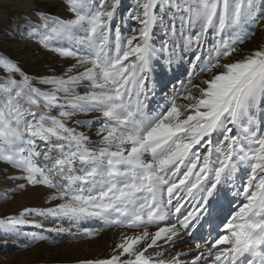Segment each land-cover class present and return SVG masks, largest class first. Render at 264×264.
<instances>
[{"label":"snow or ice","instance_id":"obj_1","mask_svg":"<svg viewBox=\"0 0 264 264\" xmlns=\"http://www.w3.org/2000/svg\"><path fill=\"white\" fill-rule=\"evenodd\" d=\"M67 3L71 19L38 13L43 23L35 33L45 47L71 42L52 49L75 59L67 73L43 78L47 87H39L15 61L0 57V161L21 173L18 190L44 185L58 189L49 198L62 202L25 208L0 225H24L25 215L35 213L70 222L115 216L117 224L144 229L122 234L108 259L78 264H186L181 257L188 255L190 264H264V45L238 50L254 25L264 31V0L259 9L255 0H136L131 19L139 28L127 38L119 25L113 29L121 0ZM157 27L164 33L159 47ZM177 48L194 55L187 80L148 109L156 65L170 71ZM200 74L207 76L193 83ZM89 112L100 114L95 141L78 131L95 122L77 118ZM237 174L241 182L229 189ZM205 217L209 231L194 236ZM149 225L157 230L150 233ZM49 231L78 235L71 228ZM182 233L196 241L194 248L168 260L161 252L146 255L185 242Z\"/></svg>","mask_w":264,"mask_h":264},{"label":"rangeland","instance_id":"obj_2","mask_svg":"<svg viewBox=\"0 0 264 264\" xmlns=\"http://www.w3.org/2000/svg\"><path fill=\"white\" fill-rule=\"evenodd\" d=\"M257 9L262 4V0H255ZM136 7V0H121V5L118 7L113 21V29L119 25L121 36L124 38L134 34L133 30L139 28L138 22L131 19L132 9ZM45 13L52 17L60 19H71L72 13L68 10L67 0H0V57L11 58L19 67L35 82L36 86L47 87L40 84L41 79L49 76H60L67 73L68 69L75 64V59L69 56L60 55L53 51V48L62 46L71 47V42H61L57 44L53 42L48 47L43 46L38 41L36 31L42 26L43 21L38 13ZM261 25H254L251 31L254 32L242 45H238L240 53L247 54L264 45V31L260 30ZM164 38V33L160 27L154 30L153 40L159 47L161 40ZM211 47V44H206L205 48ZM21 52L19 57H16L12 51L18 50ZM239 55H234L233 60L239 59ZM194 59L193 52H182L177 48V55L171 66V70H160V65H156L155 76V95L150 91L148 99L145 103L148 109H156L157 104L163 105L166 98L171 95L173 85L177 88L180 86V81H186L188 70L190 69L189 61ZM35 64L33 67L27 65ZM32 68V69H30ZM83 71V69H79ZM75 74V73H73ZM5 73L0 68V78H3ZM207 74L197 75L193 83H199L201 79L206 78ZM37 78V79H36ZM19 79V77H17ZM152 88V85L149 84ZM78 94H83L82 88L77 89ZM55 114V113H54ZM260 110H257V118H259ZM98 112H89L87 114H79L78 119L95 121L87 126H79L78 131H82L90 136L92 141L97 139V130L102 126ZM102 119V118H101ZM69 126H75L69 124ZM21 175L19 170L11 167L4 161H0V219L6 220L8 217H19L20 213L25 208H48L55 207L57 203L62 201H54L49 197L52 196L58 189L50 188L44 185L27 186L23 190H18L16 185L23 183L18 179ZM16 177V179H13ZM240 174L234 177L233 181L229 182L227 187L232 188V184H239ZM219 208L217 213H219ZM216 214H214L215 217ZM29 223L15 227L5 228L0 225V264H78L84 259H108L114 254L115 246L120 243L122 234L127 231L130 236L134 231L142 232L143 228H128L127 222L115 223V216L107 220L101 218H88L76 222H70L66 218H57L52 216H40L37 214L25 215L24 217ZM171 219V220H170ZM208 217H205L199 227L198 235L206 234L209 231V224L206 223ZM168 220L175 222V214L173 213ZM219 219H214L213 223L218 224ZM165 226V223H161ZM160 224V226H161ZM203 225V227H201ZM55 227L71 228L72 232L78 235L69 237L67 233L57 235L49 230ZM84 229H89L93 232L91 236L79 235ZM156 225L147 226L149 232H155ZM195 229H192V232ZM38 232L48 237L47 240L31 242L26 234ZM195 232H193V235ZM126 235V234H125ZM194 239L185 240L176 244L172 250L184 252V246L194 248ZM203 243V241H200ZM184 244V245H183ZM143 243L141 244L142 247ZM167 246L148 249L146 255H156L154 251L165 249ZM170 249V251H172ZM169 250H163V259ZM175 251V252H176ZM166 252V253H165ZM128 257H122L127 259ZM187 258H193L192 255ZM166 260V259H165ZM191 262V261H190ZM186 262V264H190Z\"/></svg>","mask_w":264,"mask_h":264},{"label":"bare ground","instance_id":"obj_3","mask_svg":"<svg viewBox=\"0 0 264 264\" xmlns=\"http://www.w3.org/2000/svg\"><path fill=\"white\" fill-rule=\"evenodd\" d=\"M12 53L16 56V57H19L20 55H21V52L19 51V49L18 50H14V51H12ZM34 63L33 64H31V65H27V67L29 68V67H33L34 68ZM30 69H32V68H30ZM37 79V78H36ZM171 220V219H170ZM167 222V221H166ZM166 222H163V224L164 223H166ZM172 222V221H171ZM161 226H164V225H162L161 224ZM197 226V225H196ZM199 227H196V229H195V231H193V232H195L194 234L195 235H198V233H199V229H198ZM157 230V229H156ZM155 230V231H156ZM194 230V229H193ZM192 231V230H191ZM192 232V233H193ZM140 232L139 231H134V233H133V235H136V234H139ZM150 233H154V232H150ZM124 234V233H123ZM125 234L126 235H128V236H130V232L128 231H126L125 232ZM187 236H185V235H183V233L181 234V239L183 240V241H185V240H187ZM149 243H150V241H149ZM160 243H162V242H160ZM176 244H180V242H177ZM176 244H174V245H172V244H170V245H163V246H167V248L165 247V249H160V250H157V251H154L155 253H157V252H161V251H163V250H169L167 253H166V255H165V259L166 260H168V259H170L172 256H175L176 255V253H177V251L176 250H172V248H175L177 245ZM176 245V246H175ZM184 245V244H183ZM142 247H143V245H142ZM186 249L184 250V252H187L190 248H192V247H187L186 245L184 246ZM170 249L172 250V251H170ZM176 251V252H175ZM152 256V255H151ZM155 256V255H154ZM188 256H190V255H188ZM188 256H186V257H181V260L182 261H185V262H190L191 260H192V258L190 259V258H187Z\"/></svg>","mask_w":264,"mask_h":264}]
</instances>
